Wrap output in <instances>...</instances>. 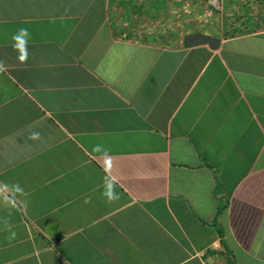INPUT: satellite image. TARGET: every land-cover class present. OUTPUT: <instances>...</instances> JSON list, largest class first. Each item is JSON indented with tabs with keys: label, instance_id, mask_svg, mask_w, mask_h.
<instances>
[{
	"label": "crops",
	"instance_id": "crops-1",
	"mask_svg": "<svg viewBox=\"0 0 264 264\" xmlns=\"http://www.w3.org/2000/svg\"><path fill=\"white\" fill-rule=\"evenodd\" d=\"M0 264H264L263 7L0 0Z\"/></svg>",
	"mask_w": 264,
	"mask_h": 264
},
{
	"label": "water",
	"instance_id": "water-1",
	"mask_svg": "<svg viewBox=\"0 0 264 264\" xmlns=\"http://www.w3.org/2000/svg\"><path fill=\"white\" fill-rule=\"evenodd\" d=\"M185 46L187 48H192L196 46L208 45L211 50H218L220 47V40L205 34L196 33L187 35L184 39ZM59 232L57 225H51L48 228V234L50 236H56Z\"/></svg>",
	"mask_w": 264,
	"mask_h": 264
},
{
	"label": "built area",
	"instance_id": "built-area-1",
	"mask_svg": "<svg viewBox=\"0 0 264 264\" xmlns=\"http://www.w3.org/2000/svg\"><path fill=\"white\" fill-rule=\"evenodd\" d=\"M250 3L263 7L264 9V0H248Z\"/></svg>",
	"mask_w": 264,
	"mask_h": 264
}]
</instances>
